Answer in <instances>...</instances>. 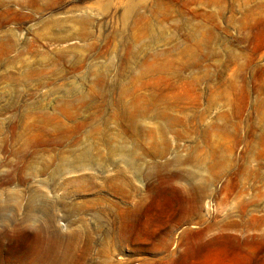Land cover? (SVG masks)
Here are the masks:
<instances>
[{
    "label": "rangeland",
    "instance_id": "rangeland-1",
    "mask_svg": "<svg viewBox=\"0 0 264 264\" xmlns=\"http://www.w3.org/2000/svg\"><path fill=\"white\" fill-rule=\"evenodd\" d=\"M0 264H264V0H0Z\"/></svg>",
    "mask_w": 264,
    "mask_h": 264
}]
</instances>
